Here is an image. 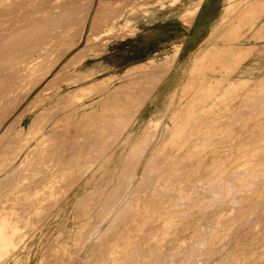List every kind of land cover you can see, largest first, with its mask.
I'll use <instances>...</instances> for the list:
<instances>
[{
	"label": "rangeland",
	"instance_id": "obj_1",
	"mask_svg": "<svg viewBox=\"0 0 264 264\" xmlns=\"http://www.w3.org/2000/svg\"><path fill=\"white\" fill-rule=\"evenodd\" d=\"M99 1L95 0L94 6ZM130 1L102 0V9L97 15L99 19H95L91 29L94 51L75 73H92L93 81L77 93L64 96L61 110L60 104L56 107L54 112L61 111L62 120L58 124L59 135L48 140L53 144L47 141L38 156L25 169L20 168L23 171H11L1 164L8 161L13 153H7L3 143H0V235L4 232L0 237V247L5 246L1 247L2 251L0 249V264H264V0H244L245 3L243 0H202L200 6L207 4L212 11L205 19L208 25L204 27L194 22L197 9L190 4L193 0ZM80 2L85 5V1L78 0L77 7L73 6L72 10H79L80 14L77 12L76 15L73 11L72 16L71 10L68 30L73 31L74 15L79 18L84 14L81 9L85 6ZM2 10L0 19L11 16L9 9ZM190 11L193 13L190 14ZM188 13L191 18L186 16ZM66 30L53 54L58 47L64 51L78 39L79 36L71 37V41L69 37L73 32ZM88 32L89 27H86L78 46H83ZM71 53L67 56L70 57ZM167 61L172 62L173 67L139 115V119L144 118L143 124L138 125L139 121L129 124L130 119L126 120V117L134 112L135 105H140L156 80V73H159L155 70L156 66ZM62 66L31 97L44 88ZM36 73L40 74L41 69L25 80L32 82L31 77ZM132 81H135L134 84ZM17 90L15 95L20 93ZM206 90L213 94L207 102L193 101ZM81 96L82 99L79 98ZM28 101L3 124L21 113ZM7 103L3 105L5 109L0 107V116L10 112L11 106ZM1 110L6 113L3 115ZM44 120L49 121L50 117L46 116ZM127 121L129 123H125ZM29 122V117L25 115L22 124L27 127ZM153 128L157 131L154 132ZM145 130L147 135L144 138ZM115 131H119V135L114 134ZM86 137L94 139L92 147ZM137 139L139 143L136 144ZM64 140L69 143L67 147ZM148 142L151 143L148 145ZM58 143L62 144L60 153ZM94 147L101 150L92 153ZM45 148L50 150L45 152ZM110 156H113V164L117 166L113 181L108 183L107 174L103 171ZM64 162L69 168L64 166ZM62 167L65 168L60 170ZM135 173H140V180L134 179ZM18 179L23 182L18 183ZM109 195L115 201H110ZM216 200L218 206L214 204ZM220 200L226 203L221 204ZM190 211L191 215L187 214ZM166 234L170 235L166 237ZM213 235L215 240L211 238ZM181 247H184L183 251ZM74 257L76 259L71 261ZM204 257L208 262L204 261Z\"/></svg>",
	"mask_w": 264,
	"mask_h": 264
},
{
	"label": "bare ground",
	"instance_id": "obj_2",
	"mask_svg": "<svg viewBox=\"0 0 264 264\" xmlns=\"http://www.w3.org/2000/svg\"><path fill=\"white\" fill-rule=\"evenodd\" d=\"M78 0H0V4H1V10H0V13L2 14L3 10L2 9H9V11L11 12V16L9 18H7V16H4L3 18L0 19V107H2L1 109H5L3 108V105L8 101L9 103L7 104H10L11 106V110L10 112L7 114L6 111L3 112L1 110V112H3L2 114L4 115L6 113V116L4 115V117L1 115V117H3L4 119H2L0 122V131L3 130V132L1 133L0 135V143L2 142L3 143V147H5L6 149V152L7 153H13V156L8 160V161H4L3 164H1L2 166L5 165V167H3L4 169L6 168L7 170H11V171H14L16 169H20L22 167H25L31 163V161L34 159V157H36V155L38 156V153L43 150L44 146H45V143L50 140V138H52L53 136H56L59 135L60 131H59V127H58V124H60L59 122L62 120V115L60 114L61 111L58 112V110L56 112H54L56 110V107L59 106V104L63 101V97L65 96H71L72 94L71 93H74L76 92L77 90L79 89H83L84 87L86 88V86L88 87V85L91 84V82L93 81L92 80V73H87V74H84V75H77L75 74L76 71H77V67L80 66L89 56L90 54L92 53L93 50V44H92V36H93V33L91 31V29L93 28V24H94V21H96L95 19L98 18L97 15H98V12L101 11L100 9H102V5H103V2L102 0L99 1L95 6H94V2L95 0H88V2L86 3V0H81V1H85V5H84V2L83 4H80L81 5H84L85 8L81 9V10H84V14L81 15L79 18L77 15V12H78V15L80 14V11H76V15H74L75 17V21L73 20V25L74 27L72 28L73 31L71 30H68L67 27H69L67 24L70 25V21H68L69 19V16L70 15V12L71 10L73 9V6L75 7L76 3H77ZM130 1V0H129ZM133 1V0H132ZM201 1L202 0H193L192 2H190L191 5H193L194 7H196V9L198 10L199 9V6L201 4ZM244 1V0H243ZM241 1V2H243ZM107 2V1H105ZM121 2V1H120ZM125 2V1H123ZM128 2V1H127ZM131 3V1H130ZM245 3V1H244ZM79 4V3H78ZM79 4V5H80ZM121 4V3H120ZM134 4V3H133ZM139 4V3H138ZM144 4V3H143ZM147 4V3H146ZM240 4V3H239ZM80 5V6H81ZM93 6H94V12H92L91 14V11L93 9ZM128 6V4H127ZM235 5H233L232 7H234ZM77 7V6H76ZM122 7V5H121ZM124 7V6H123ZM228 7V6H227ZM236 7V6H235ZM238 7V6H237ZM82 8V6H81ZM104 8V7H103ZM108 8V6H107ZM119 8V7H118ZM233 9V8H232ZM106 10V9H105ZM196 10V12H197ZM73 11L72 10V16H73ZM74 11V12H75ZM109 11V10H108ZM119 11V10H118ZM195 11V10H194ZM191 12L193 13V11H190V14ZM234 12V11H233ZM237 12V11H236ZM235 13V12H234ZM10 14V13H9ZM107 14V13H106ZM6 15V14H5ZM109 15V14H108ZM113 15V14H112ZM233 15V13H232ZM186 16L188 18H191V16L189 17V13L188 15L186 14ZM195 16V15H194ZM6 17V18H5ZM77 17V19H76ZM105 17V16H104ZM110 17H111V13H110ZM228 17V16H227ZM71 18V17H70ZM108 18V16H107ZM185 18V17H183ZM193 18V17H192ZM99 19V18H98ZM187 18H185L186 20ZM229 19V18H228ZM104 20V19H103ZM101 19V21H103ZM189 20V19H188ZM226 20V19H225ZM100 21V22H101ZM75 22V23H74ZM99 22V21H98ZM99 22V23H100ZM186 22V21H185ZM183 22V23H185ZM96 23V22H95ZM104 23H105V20H104ZM109 23V21H108ZM107 23V24H108ZM187 24V23H186ZM72 25V26H73ZM71 26V27H72ZM96 26V25H95ZM86 27H89V32L87 33L86 35V39H85V43L83 44L82 47L78 46L83 38V34L85 32V29ZM99 27V26H98ZM102 27V26H101ZM99 27V28H101ZM95 28V27H94ZM68 30L73 32L72 34L70 33V37L69 38H76L77 36L78 39L74 41V43L71 44L70 46V43H69V48L67 47L66 49H64V51L62 50H59V47L58 49L56 50L57 51H60L59 53L60 54H57L56 55V52L53 54L52 52L55 50L54 48H57V45L59 43V41L62 39V36H63V33L65 32V30ZM102 29V28H101ZM217 29V28H216ZM66 30V31H67ZM73 35V36H72ZM185 37V36H184ZM72 38H71V41H72ZM67 40V38H66ZM62 42V41H60ZM96 47V46H95ZM98 47V46H97ZM61 49V48H60ZM62 51V53H61ZM72 52V53H71ZM69 53H71L70 57L67 56ZM53 54V56H52ZM65 58V63H63V59ZM63 66L57 71V73L55 74V76L52 78V80L49 81V83H47V85L42 88L41 90H39L33 97H31L32 93L37 90L39 88V86H41L42 84H44L47 79L53 75V72L55 70H57V68L62 65ZM152 67V66H151ZM173 67V63H169L168 61L165 63V62H162L160 64H158L155 68L156 71H159V73L157 74L156 73V80L154 82L153 85H150V91L149 93L145 96V98L141 101L140 105H135L134 107V112L129 114L130 117H126V120L127 119H130V123L127 121L125 123H129V124H133L135 123L136 121H139L138 122V125H142L143 122H144V118H140L139 119V115L142 113L143 109L145 108L146 104H147V101L153 97L154 95V92L155 90L157 91V88L160 87V85L162 84V82L164 81L166 75L170 72V70L172 69ZM41 69V73H36L37 75V78L35 76H32L31 78L33 79L32 82L25 80L26 77L29 78V76H31L32 74H35V72L38 70ZM132 72V71H131ZM39 74V75H38ZM142 74V73H141ZM30 79V80H32ZM95 79V78H94ZM167 79V78H166ZM244 80V79H243ZM27 81V82H26ZM137 81V80H135ZM134 81V82H135ZM146 81V80H145ZM133 82V81H132ZM133 82V84H134ZM142 82V81H141ZM146 84V83H145ZM257 84H258V81H257ZM144 85V83H143ZM262 85V84H261ZM151 86H153L151 88ZM19 87H22L21 88V91L19 89ZM104 87V86H103ZM19 90H17V89ZM261 88V87H260ZM22 89H23V92H22ZM88 89V88H87ZM90 89V88H89ZM16 90L18 92H22L21 95L20 93L19 94H16L15 95V92ZM261 90V89H260ZM259 90V91H260ZM82 91V90H81ZM96 91V90H95ZM78 92V91H77ZM76 92V93H77ZM264 92V91H263ZM17 93V92H16ZM143 93V92H142ZM146 93V92H144ZM209 93V94H208ZM13 94V95H12ZM135 94V93H134ZM134 94H133V97H134ZM208 94V95H207ZM19 95V97H18ZM109 95V94H108ZM128 95V93H127ZM145 95V94H144ZM253 95V94H252ZM74 96V95H73ZM143 96V94H142ZM209 96H213V94L211 95L210 94V91L206 90L204 92L201 93L200 96H197L193 99L194 100H201V101H205L207 102V100L209 99ZM255 96V95H254ZM210 97V98H211ZM72 98V97H71ZM80 99H82V96L79 97ZM125 99V97H123ZM143 98V97H142ZM155 98V97H154ZM123 99V100H124ZM175 99V98H174ZM28 101L26 107H24V110L19 113L17 116H15L12 121H9L8 123H6L5 125L3 124L4 121L10 117L11 115L15 114L19 108L24 104L25 101ZM67 100V99H66ZM69 100V98H68ZM75 100V99H74ZM157 101V100H156ZM264 101V100H263ZM65 102V101H64ZM156 103V102H155ZM123 104V103H122ZM121 104V105H122ZM126 104V102H125ZM255 104V103H254ZM72 105V104H71ZM134 105V104H133ZM248 105V104H247ZM260 105V104H259ZM6 108L8 105H5ZM61 106L63 107V105L60 104L59 106V109L61 110ZM256 106V105H255ZM252 107V106H251ZM8 108H10L8 106ZM58 108V107H57ZM170 108V107H169ZM168 108V110H169ZM63 109V108H62ZM65 109V108H64ZM167 110V111H168ZM66 111V110H65ZM72 113H73V110H72ZM27 115L30 119V122L28 124L27 127H25L23 124H22V118ZM238 115V114H237ZM242 115V113H241ZM49 119L50 117V120L49 121H45L43 122V118L46 117ZM236 116V114H235ZM234 116V117H235ZM253 116V115H252ZM65 117V115H64ZM117 118V117H116ZM232 118V117H231ZM239 118V116H238ZM125 119V118H124ZM124 119H122L124 121ZM163 119V118H162ZM97 120V119H95ZM119 120H120V115H119ZM150 120H153V118H150ZM214 120V119H213ZM117 122V120H115ZM161 121V120H160ZM216 120H214L215 122ZM218 121V119H217ZM43 122V123H41ZM98 122V121H97ZM95 123V122H94ZM110 123V122H109ZM242 123H244L242 121ZM115 124V122L113 123ZM112 124V126H113ZM122 124V123H121ZM202 123H200L201 125ZM228 124V123H227ZM101 124H99V127H100ZM103 125V124H102ZM117 125V124H116ZM127 125V124H126ZM125 125V126H126ZM63 126V125H62ZM93 126V125H92ZM104 126H105V123H104ZM102 126V127H104ZM118 126V125H117ZM152 126V125H151ZM170 126V125H169ZM168 126V128H169ZM214 126V125H213ZM239 126V125H238ZM64 127V126H63ZM101 127V128H102ZM111 127V126H110ZM212 127V126H211ZM115 128V126H114ZM127 128V127H126ZM60 129H62V127H60ZM121 129V128H120ZM154 129V132H155V128ZM214 129V128H213ZM91 130V129H90ZM95 130V128H94ZM100 130V129H99ZM109 130V129H108ZM107 130V131H108ZM116 130V129H115ZM169 130V129H168ZM89 130L87 129V132ZM124 132V129L122 130ZM157 131V130H156ZM63 132V131H62ZM90 132V131H89ZM100 133L103 134L102 131H99ZM109 132V131H108ZM119 132V131H118ZM117 131L114 132V134L116 135H119L117 134L118 133ZM110 133V132H109ZM120 133V132H119ZM213 133V132H212ZM227 133V132H226ZM21 134H23L24 136H21ZM63 134V133H62ZM65 134V133H64ZM84 134V133H83ZM82 134V135H83ZM111 134V133H110ZM113 134V132H112ZM122 134V133H121ZM120 134V136H121ZM152 134L154 135V133L152 132ZM225 134V133H223ZM228 134V133H227ZM79 135V134H78ZM88 136V134H86ZM92 135V134H91ZM95 135H96V132H95ZM99 135V133H98ZM145 135V136H144ZM147 135V131L145 130V132L143 133V136L144 138L146 137ZM215 135V134H214ZM74 136V135H73ZM85 136V134H84ZM108 136V135H107ZM106 136V137H107ZM149 136V135H148ZM227 136V135H226ZM225 136V138H226ZM78 136L74 137L75 139L77 138ZM101 137V135H100ZM109 137V136H108ZM111 137V136H110ZM119 136H117L118 138ZM150 137V136H149ZM53 138V140L55 139ZM83 138V137H82ZM90 140V143L92 142V139L94 138L95 139V136H93V138H89V137H86ZM105 137H103L104 139ZM116 138V139H117ZM148 138V137H147ZM73 139V137L71 138V140ZM74 139V140H75ZM79 139V138H78ZM77 139V142H79V140ZM93 139V140H94ZM113 139V137H112ZM111 139V140H112ZM210 139V138H208ZM224 139V137H223ZM52 140V139H51ZM50 140V141H51ZM62 140V138L60 139V141ZM68 140V139H67ZM82 140V139H81ZM86 140V139H85ZM84 140V141H85ZM88 140V141H89ZM98 141H100L99 139H97ZM102 140V139H101ZM109 140V139H108ZM110 140V141H111ZM139 139L136 140V144L139 143L138 141ZM147 140V139H146ZM227 140V139H226ZM50 141H48L49 144H53V142L51 143ZM66 140H64L65 142ZM76 141V140H75ZM104 141V140H103ZM102 141V142H103ZM113 141L115 142V139H113ZM117 141V140H116ZM144 140H142V143H143ZM58 142H59V139H58ZM73 142V141H72ZM82 142V141H81ZM147 142V141H146ZM61 143V142H60ZM63 143V141H62ZM83 143V142H82ZM82 143H80L82 145ZM89 143V145H90ZM100 143V142H98ZM106 143V142H105ZM112 143V141H111ZM151 143V142H150ZM148 142V145L150 144ZM210 143V142H209ZM224 143V142H223ZM48 144V145H49ZM64 144V143H63ZM67 144L68 141H66V147L68 146ZM75 144V143H74ZM79 144V145H80ZM108 143H106L107 145ZM204 144V142H203ZM208 144V143H207ZM56 145H59L58 146V151L60 153V145L59 143L56 144ZM81 145L79 147H81ZM86 145V143H85ZM103 145V144H102ZM104 145V146H106ZM51 145H49L50 147ZM72 146H73V143H72ZM75 146V145H74ZM84 146V145H83ZM82 146V147H83ZM87 146H88V143H87ZM96 146V145H95ZM143 146V144H142ZM145 146V145H144ZM263 146V145H262ZM48 147V148H49ZM56 147V146H55ZM65 147V146H64ZM65 147V148H66ZM70 147V145H69ZM92 147V143H91V146ZM109 147H110V142H109ZM148 147V146H147ZM147 147H141V148H147ZM208 147V146H207ZM52 148V147H51ZM63 148V147H62ZM61 148V150H62ZM64 148V149H65ZM95 149L92 151V153L94 152H97L99 150H101L100 148L98 147H94ZM132 148V147H131ZM206 148V146H205ZM56 149V148H55ZM83 149V148H82ZM50 150V149H48ZM47 150V151H48ZM66 150V149H65ZM65 150L63 153H65ZM78 150V149H76ZM80 150V149H79ZM139 150V148H138ZM259 150V149H258ZM46 151V148H45V152ZM57 151V152H58ZM74 151V150H73ZM84 151V150H83ZM168 151V150H167ZM50 152V151H49ZM140 152V151H138ZM145 152V150H144ZM198 152V150H197ZM200 152V150H199ZM72 153V152H71ZM80 153V152H79ZM142 153V151H141ZM263 153V152H262ZM51 154H52V151H51ZM49 154V155H51ZM82 154V153H81ZM144 154V153H143ZM73 155V153H72ZM77 155V154H76ZM103 155V154H102ZM101 155V156H102ZM193 155V154H192ZM81 156V155H79ZM99 156V159L100 157ZM137 156V155H136ZM246 156V155H245ZM46 157V156H45ZM72 157V156H71ZM122 156H120L121 158ZM255 157V156H254ZM260 157V156H259ZM47 158V157H46ZM52 158V157H51ZM57 158V157H56ZM76 158V157H75ZM113 156H110V158L107 160V163H105L104 165H107V168H104V171L103 173H106V180L109 182H112L115 175L114 174V170H116V166L115 164H113L114 162V159H112ZM141 158H142V155H141ZM168 158V157H167ZM264 158V157H263ZM55 159V158H54ZM94 159V158H93ZM138 159V158H137ZM47 160V159H46ZM89 161V160H88ZM98 161V157L96 158L95 162ZM244 161V160H243ZM249 161V159H248ZM247 161V162H248ZM1 162V161H0ZM135 162H139V161H135ZM42 163V162H41ZM62 163V162H61ZM66 163H69L67 162L66 160ZM65 162L63 163L64 166L66 164ZM76 164V161L74 162ZM81 163V162H80ZM91 163H93V160L91 161ZM241 163V162H240ZM71 164V163H70ZM74 164V165H75ZM136 163H134L135 165ZM36 165H37V162H36ZM73 165V164H72ZM78 165V164H76ZM75 165V166H76ZM137 165H139L137 163ZM136 165V166H137ZM141 165V163H140ZM42 166V165H41ZM68 167V164L66 165ZM65 166V167H66ZM154 166V164H153ZM37 167V166H36ZM65 167H62L60 170H63V168ZM144 167H145V163H144ZM69 168V167H68ZM155 168V167H154ZM153 168V169H154ZM254 168V167H253ZM30 169V168H29ZM136 169V167H135ZM192 169V167H191ZM21 170V169H20ZM68 170V169H67ZM65 170V172L67 171ZM123 170V169H122ZM23 171V170H21ZM193 171H194V167H193ZM241 171V170H240ZM18 172V171H17ZM131 172V171H130ZM227 172V171H226ZM142 173V172H141ZM256 173V172H255ZM11 174V172H10ZM16 174V173H15ZM111 174V175H110ZM121 174V171L119 173V175ZM154 174V173H153ZM156 174V173H155ZM191 174V173H190ZM194 174V173H193ZM60 175V174H59ZM62 175V173H61ZM130 175V174H128ZM133 175V174H132ZM183 175V174H182ZM226 175V173H225ZM246 175V174H245ZM121 176V175H120ZM134 179H139V176H140V173H135L134 175ZM136 176V177H135ZM144 176V174H143ZM152 176V175H151ZM162 178L164 177L163 175H161ZM194 176V175H192ZM231 176V175H230ZM233 176V175H232ZM236 176V175H235ZM260 176V174H259ZM63 177V176H61ZM174 177H175V174H174ZM3 178V177H2ZM5 178V177H4ZM33 178V177H32ZM119 178V176L117 177ZM235 178V177H234ZM1 179V178H0ZM10 179V178H9ZM128 179V178H127ZM141 179H144V177L142 178L141 176ZM171 179V177H170ZM230 179V178H228ZM244 179V177L242 178ZM255 179V178H254ZM257 179V178H256ZM264 179V178H263ZM8 180V178H7ZM11 182L13 181L12 179H10ZM36 180V179H35ZM140 180V179H139ZM146 180V179H144ZM165 180V179H163ZM178 180V179H177ZM192 180V179H191ZM18 183H21L23 182L22 180L18 179L17 180ZM125 181V180H124ZM171 181V180H169ZM245 180H243L244 182ZM10 182V183H11ZM26 182V180H25ZM31 182V181H30ZM143 182V181H142ZM147 182V181H146ZM211 182V181H210ZM218 182V180H217ZM263 182V181H262ZM6 183V181H5ZM9 183V182H8ZM172 183V181H171ZM173 183H174V178H173ZM178 185L180 186L179 184V181L177 182ZM256 183V182H255ZM253 183V184H255ZM2 185V183H0ZM4 184V182H3ZM158 184V183H157ZM155 184V186L157 185ZM230 184V183H229ZM252 184V183H251ZM258 184V183H257ZM195 185H196V182H195ZM207 185V184H206ZM219 185V184H218ZM232 185V184H231ZM67 186V185H66ZM73 186V184H72ZM177 186V185H176ZM183 188H184V185H182ZM202 186V185H201ZM239 186V185H238ZM244 186H247V185H244ZM122 188V186H119ZM166 187V186H165ZM169 187V185H168ZM193 187V186H192ZM197 187V186H196ZM199 187V185H198ZM197 187V188H198ZM207 187V186H206ZM211 187V185H210ZM216 187V186H215ZM222 187V186H221ZM6 188V187H5ZM145 188V187H144ZM194 188V187H193ZM203 188V187H202ZM208 188V187H207ZM219 188V187H218ZM226 188V187H225ZM242 188V187H241ZM251 188V187H249ZM4 189V188H3ZM120 189V188H119ZM146 189V188H145ZM148 189V188H147ZM146 189V190H147ZM155 189V188H154ZM187 189V187L185 188ZM195 189V188H194ZM199 189V188H198ZM212 189V188H211ZM220 189V188H219ZM223 189V187H222ZM243 189H246L245 187H243ZM258 189V188H257ZM113 190V189H112ZM118 190V189H117ZM124 190V189H123ZM169 190V189H168ZM172 190V189H171ZM197 190V189H196ZM248 191V189H246ZM66 191V190H65ZM119 191V190H118ZM156 191V190H155ZM202 191V190H201ZM200 191V193H201ZM205 191V190H204ZM226 191V189H225ZM235 191V190H233ZM239 191V189H238ZM253 191V190H252ZM255 191V190H254ZM259 191V190H258ZM69 192V191H68ZM154 192V191H153ZM160 192V191H158ZM175 192V191H174ZM162 193V192H161ZM169 193V192H168ZM199 193V191H198ZM209 193V192H208ZM214 193V192H213ZM218 193V190L217 192ZM214 193V194H216ZM60 194V193H59ZM102 194V193H101ZM121 194H123L121 192ZM155 194V193H154ZM173 194V193H172ZM177 194V193H176ZM248 194V193H247ZM125 195V194H124ZM163 195V193H162ZM202 195V194H201ZM209 195V194H208ZM213 195V194H212ZM235 195V194H234ZM249 195V194H248ZM110 196V195H109ZM108 196V197H109ZM114 196V194H113ZM168 196V195H167ZM171 196V194H170ZM181 196V195H180ZM179 196V197H180ZM195 196V195H194ZM211 196V195H209ZM223 196L225 197V195L223 194ZM236 196V195H235ZM234 196V197H235ZM243 196V195H242ZM246 196V195H245ZM48 197V196H47ZM53 197V196H52ZM90 197V196H89ZM106 197V196H105ZM158 198V196H156ZM206 197V195H205ZM214 197V195H213ZM216 197H217V194H216ZM219 197V196H218ZM237 197V196H236ZM263 197V196H262ZM87 198V197H86ZM85 198V199H86ZM166 198V196H165ZM187 198V197H186ZM204 198V196H203ZM244 198V197H243ZM49 199V198H48ZM110 199H111V196H110ZM109 199V200H110ZM114 200V198H112ZM112 199L110 201H112ZM154 200V198H152ZM184 199V198H183ZM207 199V197H206ZM215 199V197H214ZM224 199V198H223ZM222 199V200H223ZM252 199V198H251ZM254 199V197H253ZM60 200V199H59ZM161 200V199H160ZM165 200V199H164ZM174 200V199H173ZM172 200V201H173ZM260 200V199H259ZM86 201V200H85ZM115 201V200H114ZM118 201V200H116ZM132 201V200H131ZM201 201V200H200ZM219 201V200H218ZM57 203V201H55ZM109 201L107 200V203ZM133 202V201H132ZM161 201H159L160 203ZM192 202V201H191ZM207 202V201H206ZM217 205V200L215 201ZM221 202V200H220ZM17 203V202H16ZM88 203V202H87ZM126 203V202H125ZM124 203V204H125ZM152 203V202H151ZM157 203V202H156ZM213 204V201L211 202ZM222 203H226V201L224 202H221ZM237 203H239L237 201ZM54 204V203H53ZM123 204V205H124ZM162 204V203H161ZM181 204V203H180ZM190 204V203H189ZM192 204V203H191ZM208 204H209V201H208ZM207 204V205H208ZM261 204V203H260ZM127 205V204H126ZM132 205V204H131ZM159 205V204H158ZM167 205V204H166ZM204 205V204H203ZM203 205H202V208H203ZM211 205V204H210ZM215 205V206H216ZM219 205V203H218ZM217 205V206H218ZM225 205V204H224ZM13 206V205H12ZM100 206V205H99ZM134 206V205H133ZM165 206V205H164ZM163 206V207H164ZM180 206V205H179ZM206 206V205H205ZM233 206V204L231 205ZM263 206V205H262ZM111 207V206H110ZM124 208V206H122ZM126 207V206H125ZM135 207V206H134ZM207 207V206H206ZM210 207V206H209ZM240 207V206H239ZM252 207V206H250ZM258 207V205H257ZM260 207V206H259ZM100 208V207H99ZM130 208V207H129ZM146 208V207H144ZM191 208V207H190ZM201 208V209H202ZM212 208V206H211ZM214 208V207H213ZM216 208V207H215ZM229 208V207H228ZM246 208V207H245ZM262 208V207H261ZM27 209V208H26ZM37 209V208H36ZM106 209V207H105ZM177 209V208H176ZM175 209V210H176ZM188 209V208H187ZM205 209V208H204ZM174 210V209H173ZM178 210V209H177ZM177 210H176V213H177ZM206 210V209H205ZM213 210V209H212ZM11 211V209H10ZM27 211V210H26ZM38 211V209H37ZM107 211H108V208H107ZM123 211V210H122ZM134 211V210H133ZM201 211V210H200ZM235 211V210H233ZM241 211V209H240ZM29 212V211H28ZM27 212V213H28ZM212 211H210L211 213ZM254 212V211H253ZM252 212V213H253ZM20 213V212H19ZM82 213V212H81ZM107 213V212H106ZM109 213V212H108ZM132 213V211L130 212ZM195 213V212H194ZM198 213V212H197ZM200 213V212H199ZM233 213V212H232ZM242 213V212H241ZM258 213V211H257ZM2 214V213H1ZM101 214V213H100ZM103 214V212H102ZM105 214V212H104ZM103 214V215H104ZM116 216L118 215L117 213H115ZM129 214V213H128ZM175 214V213H174ZM187 214L191 215V211ZM226 214V213H224ZM235 214V213H234ZM19 215V214H18ZM27 215V214H26ZM79 215V214H78ZM106 215V214H105ZM143 215V214H142ZM146 215V214H145ZM149 215V214H148ZM170 215V214H169ZM246 215V214H245ZM249 215V214H248ZM252 215V214H251ZM256 216H258L257 214H254ZM253 215V216H254ZM32 216V215H31ZM97 216V215H96ZM102 216V215H101ZM186 216V215H184ZM252 216V218H253ZM263 216V215H262ZM260 215V217H262ZM147 217V216H146ZM238 217V216H236ZM248 217V216H247ZM4 218H6L4 216ZM36 218V217H35ZM34 218V219H35ZM98 218V217H97ZM119 218V217H117ZM135 218V216H134ZM159 221L161 222V217H159ZM185 218V217H184ZM209 218V217H208ZM219 218V217H217ZM222 218V217H221ZM255 218V217H254ZM2 219V217H1ZM96 219V218H95ZM95 219H94V222H95ZM233 219V218H232ZM113 220V219H112ZM155 220V219H154ZM203 219H201L202 221ZM214 220V219H212ZM211 220V222H212ZM223 220V219H222ZM226 220V219H225ZM231 220V219H230ZM246 220V219H245ZM251 220V218H250ZM99 221V220H98ZM101 221V220H100ZM127 221V220H126ZM156 221V220H155ZM215 221L217 222L218 220L215 219ZM237 222V219L235 220ZM242 221V219H241ZM1 222V221H0ZM3 222H6V221H3ZM91 222V221H90ZM92 222V223H94ZM114 222V221H113ZM210 222V221H209ZM206 223V224H209ZM234 222V220H233ZM245 223V221H242ZM249 222V220L247 221ZM32 223V222H31ZM158 223V222H157ZM214 223V222H213ZM240 223V222H239ZM238 223V224H239ZM251 223V222H250ZM99 224V223H98ZM163 224V223H161ZM177 223L175 222V225ZM214 224H217V223H214ZM228 224V223H227ZM230 224V223H229ZM243 224V223H242ZM242 224H240L242 226ZM8 225V223H7ZM81 225V223H80ZM92 225V224H91ZM90 225V226H91ZM113 225V223H112ZM120 225V224H119ZM131 225V224H130ZM178 225V224H177ZM220 225V223H219ZM225 225V223H224ZM94 226V225H93ZM92 226V227H93ZM97 226V224H96ZM115 226V225H114ZM206 226V225H205ZM109 227V226H108ZM107 227V228H108ZM112 227V226H111ZM162 227V226H161ZM160 226L158 228H161ZM175 227V226H174ZM214 227V226H213ZM218 227V226H217ZM221 227V225H220ZM225 227V226H224ZM229 227V226H227ZM238 227V225H237ZM134 228V227H133ZM176 228V227H175ZM173 228V229H175ZM178 228V227H177ZM205 228V227H204ZM236 228V227H235ZM241 228V227H240ZM243 228V227H242ZM2 229V228H1ZM87 229V227H86ZM90 229L92 230V228L90 227ZM95 229V228H94ZM128 229V228H127ZM213 229V228H212ZM223 229V228H222ZM238 229V228H237ZM216 230V229H215ZM214 230V231H215ZM225 230H226V227H225ZM233 230V229H232ZM2 231V230H1ZM5 231V230H4ZM95 231V230H94ZM187 231V229H186ZM213 231V230H212ZM220 231V230H219ZM247 231V230H246ZM126 232V231H125ZM144 232V231H143ZM151 231H149V234H150ZM202 232V231H201ZM208 232V230H207ZM22 233V232H21ZM105 233V231H104ZM122 233H124V231L122 230ZM138 233V232H136ZM199 233V231H198ZM221 233V232H220ZM228 233V232H226ZM234 234L237 233V232H233ZM245 233V231H244ZM86 234V233H85ZM125 234V233H124ZM140 234V233H139ZM144 234V233H143ZM156 233H154L155 235ZM210 234V232H209ZM232 234V233H231ZM1 235H4V232L3 234ZM0 235V237H1ZM8 235V234H7ZM87 235V234H86ZM91 235V234H90ZM136 235V234H134ZM170 235V234H168ZM168 235L166 234V237H168ZM200 235V233H199ZM205 235V234H204ZM221 235V234H220ZM223 235H224V232H223ZM6 236V235H5ZM10 236V235H8ZM83 236V235H82ZM99 236V235H98ZM104 236V235H103ZM122 236V235H121ZM197 236V234H196ZM229 236V234H228ZM11 237V236H10ZM102 237V236H101ZM100 237V238H101ZM128 237V236H127ZM138 237V236H137ZM148 237V236H147ZM220 237V236H219ZM222 237V236H221ZM224 237V236H223ZM234 237V236H233ZM86 238V237H85ZM88 238V237H87ZM140 238V237H139ZM138 238V239H139ZM174 238V236H173ZM172 238V239H173ZM194 238V237H193ZM201 238V237H200ZM204 238V236H203ZM202 238V239H203ZM207 238V237H206ZM214 239V235L211 237ZM231 238V237H230ZM246 238V237H245ZM23 240V238H21ZM121 239V238H120ZM125 239V238H124ZM147 239V238H146ZM149 239V238H148ZM171 239V240H172ZM195 239V238H194ZM199 239V237H198ZM216 239V238H215ZM214 239V240H215ZM219 239V238H218ZM217 239V240H218ZM226 239V238H225ZM244 239V237H243ZM150 240V239H149ZM209 240V238H208ZM224 240V239H223ZM229 240V239H228ZM20 241V240H19ZM27 241V240H26ZM120 241V240H119ZM126 241V240H125ZM123 241V243L125 242ZM152 241V240H151ZM170 241V239H169ZM167 241V242H169ZM196 241V240H194ZM205 241V239H204ZM227 241V240H226ZM231 242V240H229ZM139 242V240H138ZM137 242V243H138ZM153 242V241H152ZM165 242V243H167ZM199 242V241H198ZM229 242V243H230ZM1 243V242H0ZM52 242H50L49 244H51ZM82 243V242H81ZM80 243V244H81ZM130 243V242H129ZM143 243L145 244V242L143 241ZM164 243V242H163ZM180 243V242H179ZM219 243V242H217ZM3 244V243H2ZM83 244V243H82ZM112 244V243H111ZM134 244V243H133ZM153 244V243H152ZM168 244V243H167ZM216 244V243H215ZM109 245V244H108ZM113 245V244H112ZM105 246V245H104ZM126 246V245H125ZM129 246V245H128ZM169 246V244H168ZM191 246V245H190ZM201 246V245H200ZM1 247H4L5 246H1ZM0 247V249H1ZM7 247V246H6ZM79 247V245H78ZM127 247V246H126ZM131 247V246H130ZM154 247V246H153ZM193 247V246H192ZM222 246H220L221 248ZM226 247V246H225ZM128 248V247H127ZM182 248V251H183V248L184 247H181ZM180 248V250H181ZM213 248V247H212ZM8 249V248H7ZM10 249V248H9ZM134 249V248H133ZM137 249V248H136ZM139 249V248H138ZM165 249V248H164ZM163 249V250H164ZM167 249V248H166ZM165 249V250H166ZM196 249V248H195ZM219 249V247H218ZM3 249H1L2 251ZM45 250V249H44ZM131 250V249H129ZM162 250V251H163ZM171 250V249H170ZM180 250H179V253H180ZM199 250V249H198ZM215 250V249H214ZM217 250V249H216ZM74 251V250H73ZM127 251V250H126ZM177 251V250H176ZM186 251V250H185ZM219 251V250H218ZM264 251V250H263ZM132 252V251H131ZM136 252V251H134ZM209 252V251H208ZM261 252V251H260ZM5 253V252H4ZM49 253V252H48ZM99 253V252H98ZM123 253V251H122ZM133 253V252H132ZM163 253V252H162ZM183 253V252H181ZM221 253V252H220ZM2 254V253H1ZM6 254V253H5ZM103 254V253H102ZM208 254V253H207ZM237 254V253H236ZM74 255V254H73ZM60 256V255H59ZM102 256V255H101ZM116 256V255H115ZM131 256V255H130ZM134 256V255H133ZM132 256V257H133ZM159 256V255H158ZM167 256V255H166ZM207 256V255H206ZM214 256V254H213ZM3 257V256H1ZM138 257V256H137ZM72 258V257H71ZM120 259V257H118ZM125 258V257H124ZM205 258V257H204ZM209 258V257H208ZM212 258V257H211ZM47 260H49L47 257H46ZM55 259V258H54ZM59 259V257H58ZM57 259V260H58ZM76 259V257H74L73 260L71 261H74ZM110 259V258H109ZM128 259V258H127ZM161 259V258H160ZM173 259V258H172ZM42 260V259H40ZM43 260L44 257H43ZM70 260V258H69ZM115 260V259H114ZM118 260V259H117ZM130 260V259H129ZM132 260V258H131ZM140 260V259H139ZM53 261V259H52ZM55 261V260H54ZM70 261V262H71ZM120 261V260H119ZM173 261V260H172ZM206 261V258L205 260ZM56 262V261H55ZM108 262V260H107ZM123 262V261H122ZM138 262V261H137ZM140 262V261H139ZM162 262V261H161ZM160 262V263H161ZM192 262V261H191ZM201 262V261H200ZM202 262H203V259H202ZM208 262V261H206ZM45 263V262H43ZM60 263V262H59ZM72 263V262H71ZM100 263V262H99ZM109 263V262H108ZM111 263V262H110ZM127 263V262H126ZM177 263H178V260H177ZM54 264V263H53ZM70 264V263H68ZM95 264V262H94ZM139 264V263H138ZM180 264V263H179ZM200 264V263H199ZM234 264V263H233Z\"/></svg>",
	"mask_w": 264,
	"mask_h": 264
},
{
	"label": "crops",
	"instance_id": "obj_3",
	"mask_svg": "<svg viewBox=\"0 0 264 264\" xmlns=\"http://www.w3.org/2000/svg\"><path fill=\"white\" fill-rule=\"evenodd\" d=\"M212 11H210V7L206 4V6L204 7V3H202V5L200 6V8L198 9L196 16L194 18V22H199V24H202L203 27L208 25L207 21L205 22V19H207L208 15L211 13Z\"/></svg>",
	"mask_w": 264,
	"mask_h": 264
}]
</instances>
